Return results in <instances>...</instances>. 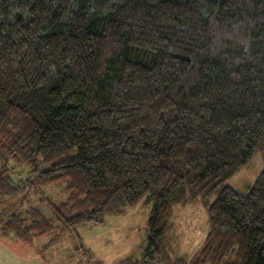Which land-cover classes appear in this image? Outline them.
Segmentation results:
<instances>
[{
	"label": "trees",
	"instance_id": "16d2710c",
	"mask_svg": "<svg viewBox=\"0 0 264 264\" xmlns=\"http://www.w3.org/2000/svg\"><path fill=\"white\" fill-rule=\"evenodd\" d=\"M257 151L264 0H0L2 233L100 225L146 200L142 258L117 264H264V170L248 194L223 184ZM46 186L66 194L39 199L51 217L32 199ZM198 198L209 230L187 261L167 236Z\"/></svg>",
	"mask_w": 264,
	"mask_h": 264
},
{
	"label": "rangeland",
	"instance_id": "374dc122",
	"mask_svg": "<svg viewBox=\"0 0 264 264\" xmlns=\"http://www.w3.org/2000/svg\"><path fill=\"white\" fill-rule=\"evenodd\" d=\"M263 170L264 158L257 151L247 165L228 176L223 184L240 194H248ZM62 187L39 188L32 196L33 205L51 217L39 199L45 197L55 203L64 201L66 194ZM145 201L125 207L122 212L107 214L100 225L77 226L74 230L58 227L31 239L0 230V264H117L127 257L140 260L147 244V220L151 213ZM205 204L198 198L174 206L172 228L167 236L174 257L188 261L202 246L209 230Z\"/></svg>",
	"mask_w": 264,
	"mask_h": 264
}]
</instances>
